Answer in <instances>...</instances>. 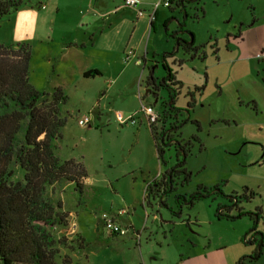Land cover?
<instances>
[{
	"label": "rangeland",
	"instance_id": "1",
	"mask_svg": "<svg viewBox=\"0 0 264 264\" xmlns=\"http://www.w3.org/2000/svg\"><path fill=\"white\" fill-rule=\"evenodd\" d=\"M22 1L21 9L32 3ZM186 2V17L176 0L170 12L186 24L179 37L189 41L192 32L196 47L189 52L180 47L167 57L179 81L176 104L186 106L188 91L197 85L205 87L196 95L190 119L179 129L184 139L192 141L186 163L190 178L181 177L178 188L168 194L167 205L159 201L143 204L144 180L152 182L160 169L175 165L176 147L163 145V159L158 160L150 127L140 112L143 105H153L163 113L168 91L150 85L152 92L140 99L137 94L129 96L123 87L133 80L137 92L144 71L141 86L145 91L151 69L152 77L162 80L167 73L163 54L157 60L151 57L143 69L131 62L118 84L101 83L100 79L79 83L67 72L59 75L54 64H49L38 25L29 29L25 16L15 17V11L0 21V44L31 46V85L50 95L56 86L64 89L67 99L60 107L66 124L55 141V154L62 160L81 162L87 174L83 194L74 183L48 188L49 197L54 203L61 201L68 214L67 243L56 245L59 260L69 255L72 264H176L190 253L210 247L216 250V258L210 259L216 264L217 252L223 249L220 252L229 258L232 245L238 242L235 249L243 247L244 254L232 264H252L247 256L253 255L260 238L248 243L245 237L251 238L254 232L258 208L264 210V0ZM36 21L42 22L38 17ZM236 25L241 33L228 41V33ZM177 30L174 21L169 31L163 22L158 26L159 34L171 40L169 53L174 51L173 31ZM112 85L111 94L101 102L99 118V88ZM127 109H134L137 123L121 127L113 114L119 111L127 116ZM86 118L90 121L81 124ZM197 191L208 195L195 198L192 204L179 203L180 195L189 199ZM121 209H125L122 214ZM221 210L224 216L218 217ZM240 211L243 214L237 217ZM259 217L256 228L264 230L262 212ZM107 218L125 227L127 233L113 234L106 226ZM78 234L84 238L83 244ZM225 244L226 249L222 248Z\"/></svg>",
	"mask_w": 264,
	"mask_h": 264
},
{
	"label": "trees",
	"instance_id": "2",
	"mask_svg": "<svg viewBox=\"0 0 264 264\" xmlns=\"http://www.w3.org/2000/svg\"><path fill=\"white\" fill-rule=\"evenodd\" d=\"M170 2L171 6L175 0ZM22 3V0H0V21ZM31 57L32 49L27 43L0 44V264H72L69 255L62 260L58 257L56 245L67 243L68 214L63 212L61 201L54 203L49 197L48 188L61 182L65 186L74 183L83 194L87 174L81 162L62 160L55 154V141L62 136L61 129L66 124L60 106L67 97L61 87L54 88L50 95L31 85ZM97 73L88 70L84 75ZM169 76L175 79L171 71ZM203 89V86L194 88ZM164 118L165 113H161L158 122ZM150 127L162 160L164 149L158 141L157 126ZM177 165L179 174L188 181L190 172L186 163L177 162ZM168 182V177H162L161 182L157 178L149 182L143 204L165 203L163 196L172 192L164 188ZM207 195L198 191L189 199L180 195L179 203L184 200L192 204L195 198ZM217 216L224 215L219 212ZM79 237L78 234L83 244L84 238ZM256 261L251 263L257 264Z\"/></svg>",
	"mask_w": 264,
	"mask_h": 264
},
{
	"label": "crops",
	"instance_id": "3",
	"mask_svg": "<svg viewBox=\"0 0 264 264\" xmlns=\"http://www.w3.org/2000/svg\"><path fill=\"white\" fill-rule=\"evenodd\" d=\"M31 1L32 3L30 6H25L22 9L19 8L16 10L15 12H17V14L15 17L20 18L21 16H25L26 27H29V29H36L35 26L38 25L41 42L47 44L46 54L49 64H54L53 68L58 70L59 75L66 74L65 72H67L69 76L75 78L79 83L88 82L89 79H91V82L100 79L101 83L112 82V84H118L120 79H122L128 71L132 64L131 62L135 63L133 64L135 67L138 66L143 69L146 65L150 64L149 61L151 57L153 60H157L158 56L162 54L165 58H167L166 55H169L168 51L170 49L171 40L165 39L157 30L160 23L163 22V25L166 26V30L169 31L173 21L170 16H177L175 13H170L172 4L171 6L160 5L155 10V5L161 0H139V8L144 11L143 15L139 16L136 9L124 6L125 0ZM152 15L154 18L150 20ZM37 17L42 20L41 23L36 21ZM59 19L61 20L59 21ZM129 50H132L133 54L129 60H126L125 55ZM88 70H97L98 73L85 76L84 72ZM149 72L151 73L149 74L147 82L154 79L152 77V69ZM136 74L137 72L135 71V75ZM141 77L144 78V71L139 75L137 92L135 91L134 83H132L133 80L124 83V90H126L129 96H136L137 94L139 98H144V93L148 92V85L145 86V91L142 89ZM101 78L104 79L102 80ZM155 79H157V76ZM114 85L109 88L102 86L99 88V94L101 95L97 106V116L99 118L102 117L103 111L101 102L111 94L115 87ZM122 90L123 89H121V91ZM133 110L134 109H127V116L119 111L115 112L113 116L121 124V127L130 121H120L118 117L119 114L126 118L133 116L136 119V124L137 118L133 115L135 112ZM155 110L161 115L162 112L156 108ZM140 113H142V117L148 122L150 127L147 115L142 109ZM109 119L111 120V118ZM141 122L140 119V124ZM159 124L160 123L156 124V128H159ZM150 131L153 137L151 127ZM153 140L157 158L160 160L154 137ZM163 165L167 166V162ZM163 172L164 171L160 169L158 174L153 178L156 179ZM144 183L148 185L149 181L144 180ZM144 188L145 198L146 186ZM124 212L125 209L120 210V214ZM261 212L264 215L263 208H258V218H260ZM72 213L74 212L72 211ZM131 226L133 225L131 224ZM257 230L264 232V230L260 228ZM257 239L258 236L256 237V240ZM237 243L238 242L232 245L233 250L230 252L229 258H227L226 253L220 252L224 251L223 249L219 250L217 253H221L222 256L220 257L218 254V261L215 263L232 264L239 260L242 254H244V249L243 247L235 249V244L237 245ZM222 246V248L226 249L228 245L225 244ZM215 251L216 250L212 251L210 247L209 249L198 250L196 253H190L187 257H183L176 264H214L211 263L210 259L211 256H214ZM214 258L216 257L214 256ZM256 262L257 264H264V233L261 253Z\"/></svg>",
	"mask_w": 264,
	"mask_h": 264
},
{
	"label": "flooded vegetation",
	"instance_id": "4",
	"mask_svg": "<svg viewBox=\"0 0 264 264\" xmlns=\"http://www.w3.org/2000/svg\"><path fill=\"white\" fill-rule=\"evenodd\" d=\"M186 3H187L186 0H184V3L177 4L178 7L180 8V11H183L184 6L186 7ZM182 23L184 22H182L181 20V24ZM185 25L179 26V30L184 29ZM240 33H241V27L238 28L237 25L234 26V30H230V32L228 33L227 40L229 41V38L233 37V35L239 36ZM187 44L180 43L179 50H180V47H184L187 52H189L190 49L192 48L196 49L194 44H192L191 46H188ZM166 56L168 57L169 55H166ZM179 61L182 63V60H179ZM177 82L179 81L176 79V76H175V79H172L169 76V72L167 71L166 75L162 78V80H159V79L149 80V82H147V85L149 87V90H148L149 92H152V90L150 89V85H152L154 88L158 90H160L161 88H165L168 91L169 100L166 101L164 105V112H163L165 113V118L163 119V121H160V124H159L160 126L159 128H157L158 135H159L158 141L162 146L166 145L169 147H172V146L176 147L177 158H178L177 162L184 161L185 163H187L188 155L191 152L192 141L184 139L182 135L179 134V129L181 128L182 123L187 119V117L188 118L190 117L191 108L195 107L196 102H197L196 95L197 93L201 94L202 90L195 91L193 89V90L188 91L187 94L189 95V99L187 101L186 106L177 105L176 100L179 97V89H178L179 84ZM203 87L205 86L203 85ZM194 137L197 139L196 136ZM177 162L175 163V165L170 166L163 173H161L160 176L157 177L158 182H161L162 177H168L169 182L167 185L164 186V188L166 189L170 188L172 191L178 188L177 186H179V182L181 181V177H182V175L179 174L180 167H178ZM218 187H216V189ZM167 196H163V200L166 201ZM234 198L237 199V196ZM236 201H237L236 203L238 204L239 201L238 200ZM237 206L239 207V205ZM221 211L223 213V210Z\"/></svg>",
	"mask_w": 264,
	"mask_h": 264
},
{
	"label": "built area",
	"instance_id": "5",
	"mask_svg": "<svg viewBox=\"0 0 264 264\" xmlns=\"http://www.w3.org/2000/svg\"><path fill=\"white\" fill-rule=\"evenodd\" d=\"M170 1L171 0H161L160 2H158L155 5V10L160 5L170 6V3H171ZM124 6L136 9L139 16L143 15V13H144L143 9L139 8V0H125ZM153 18H154V16L152 15L150 20H152ZM132 54H133V51L129 50L125 55L126 60H129L130 57L132 56ZM142 110L147 115V118H148L150 125L151 124H157L160 115L157 113V111L155 110L153 105H147V106L143 105ZM118 117H119L120 121H122V122H125V121H130L132 123L136 122V119L133 116L126 118L123 115L119 114ZM88 121H90L88 118L81 119L80 123L85 124ZM106 226L113 234H122L123 235V234L127 233V229L125 227H123L122 225L115 223L114 219H112V218L106 219ZM246 241H248V238Z\"/></svg>",
	"mask_w": 264,
	"mask_h": 264
},
{
	"label": "water",
	"instance_id": "6",
	"mask_svg": "<svg viewBox=\"0 0 264 264\" xmlns=\"http://www.w3.org/2000/svg\"><path fill=\"white\" fill-rule=\"evenodd\" d=\"M181 3H184V0H180V4ZM183 11H184V14H185V17L188 15V12H187V9H186V7L184 6L183 7ZM171 19L174 21V22H177L178 23V25L179 26H184L185 24L184 23H182L181 24V20L178 18V17H171ZM184 31H186V30H184V29H181V30H177V31H173V36H174V38L176 39V45H175V52H177L178 50H179V45H180V43H192L193 42V33L191 32V39L189 40V41H186L184 38H182L181 36L179 37V35L180 34H182ZM175 52H172V53H169V55H174V53ZM163 59H164V67H165V69L168 71V72H170L171 71V69H170V67H169V65H168V61H167V58H165V57H163ZM157 101V100H156ZM165 205H167V203L165 202L164 203ZM237 204V203H236ZM243 214V213H242ZM242 214H238L237 215V217H240ZM256 225H257V223H258V215L256 216ZM255 225V227L252 229V231H254V232H252V235H251V238H249L248 239V241H246V242H248V243H254V241H256V237L257 236H260V244L258 245V247H257V250L255 251V252H257L258 253V255L257 256H255L254 255V253H253V255H251V256H247L248 258H250L251 260H256V259H258L259 258V255H260V253H261V246H262V244H263V233L261 232V231H258L257 230V226ZM247 236L245 237V240H247Z\"/></svg>",
	"mask_w": 264,
	"mask_h": 264
}]
</instances>
